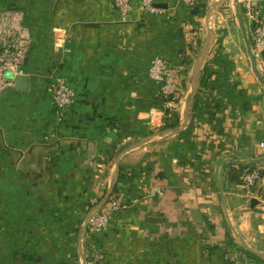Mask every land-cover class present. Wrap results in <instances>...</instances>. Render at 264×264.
<instances>
[{
    "label": "crops",
    "instance_id": "obj_1",
    "mask_svg": "<svg viewBox=\"0 0 264 264\" xmlns=\"http://www.w3.org/2000/svg\"><path fill=\"white\" fill-rule=\"evenodd\" d=\"M153 2L165 8L153 14L132 0L123 17L114 0H0L27 9L35 38L28 88L0 94V264H85L91 245L98 264H223L230 232L262 251L264 160L253 165L262 172L251 196L229 178L239 162L264 159V83L248 48L250 22L241 12L242 22L232 19L238 0H229V15L213 9L219 0L201 15L192 7L202 0ZM157 56L182 70L168 107L157 106L148 79ZM53 75L76 91L64 122ZM119 182L122 206L88 238V218Z\"/></svg>",
    "mask_w": 264,
    "mask_h": 264
},
{
    "label": "built area",
    "instance_id": "obj_2",
    "mask_svg": "<svg viewBox=\"0 0 264 264\" xmlns=\"http://www.w3.org/2000/svg\"><path fill=\"white\" fill-rule=\"evenodd\" d=\"M243 10L251 24L253 48L264 53V12L257 5V0H241ZM141 9L156 13L158 9L153 0H141ZM114 8L123 17L132 9V0H114ZM124 19V18H123ZM32 24L28 23L26 11L23 9H7L0 11V94L15 88L19 76H29L28 58L35 46ZM181 68L173 66L168 60L157 56L150 64L148 75L158 85L164 105L176 102L178 90L182 83ZM49 90L56 116L64 118L76 98L75 89L58 75L51 76ZM264 148V143L261 144ZM260 166H249L243 169L240 186L246 194H252L261 178ZM117 196L112 195L107 202L87 220V236L93 240L108 227L114 212L120 209ZM101 259L99 251L91 245L88 249L85 264H98Z\"/></svg>",
    "mask_w": 264,
    "mask_h": 264
},
{
    "label": "rangeland",
    "instance_id": "obj_3",
    "mask_svg": "<svg viewBox=\"0 0 264 264\" xmlns=\"http://www.w3.org/2000/svg\"><path fill=\"white\" fill-rule=\"evenodd\" d=\"M202 1H203V3L205 5L204 4L201 5V2H198L197 4L199 6L196 7V5H194L192 7V12H194V11L197 10V12H198L199 15H201L202 13H205L206 12V8H207L206 7V2L207 1L209 2L210 0H202ZM228 2H229V0H219V4L216 6V8H213V9L216 10V11L221 12L222 14H225V12H227L226 14H228V15L231 14V12L234 13V15H235L236 18H232V19L235 20L236 24H239L240 21L242 22V18H238V15H240V12H241V15H243L245 18H247L246 15H245V12L243 10L241 0H238V2L236 4H234L235 7H233V9L229 5H227ZM230 10H231V12H230ZM193 14L198 15L197 13H193ZM247 20H248V18H247ZM222 26H227V23L226 22H223L222 23ZM249 26L251 27V24L250 23H249ZM207 27L208 26H205V28L203 30L205 31V29H207ZM250 27L248 29L249 36L247 38V40H248V48H249L250 54L256 56V59L258 60V62H257L258 63V71L260 72V74H262L261 73V69H262L263 66L261 67V65L263 63L260 61L262 59V57H261L260 53H258L257 51H255L254 48H253V43H252V30H251ZM209 28H210V31H213V28H211V27H209ZM215 30H217V28ZM235 30H238V29L235 28ZM195 40H196V37H195ZM218 43H219V41H218ZM148 79L155 85L156 92H157L156 94H157L158 97L161 98V93L159 91L158 85H156L150 79L149 75H148ZM59 121H63L64 122V118L63 119L60 118ZM120 176H121V178H124L126 175L123 172H121ZM238 184L240 186V183H238ZM121 187H122V185L119 182L118 183V186L116 188V192L114 193V195L117 196L120 199H122V197H123V194H122L123 189ZM240 188L246 194V192L243 190V188L241 186H240ZM246 195H248V194H246ZM249 195L251 196V194H249ZM249 203H251V199L249 200ZM257 217H258L257 219H258V222L260 224V227L261 226L263 227L264 226V214L260 211L258 213V216ZM260 233H261L262 236H264V231H261ZM223 239H224V241H223L224 244H223V246L219 250V253L222 256L223 264H262V263L256 261L255 259H253V257L251 255H249L247 252H250L253 255L257 256V257H258V254L264 255V244H263L262 251H257L254 248L252 249L250 247L247 248L246 246L240 245L239 244L240 242H238V241L236 242L235 240H233L231 238V232H230V235L228 233ZM263 240H264V237H263ZM216 251H218V249Z\"/></svg>",
    "mask_w": 264,
    "mask_h": 264
},
{
    "label": "trees",
    "instance_id": "obj_4",
    "mask_svg": "<svg viewBox=\"0 0 264 264\" xmlns=\"http://www.w3.org/2000/svg\"><path fill=\"white\" fill-rule=\"evenodd\" d=\"M7 9H23V10L26 11L27 18H28V11H27L26 8H24V7H22V6H19V5H16V4H14V5H12V4H6V3H5V4H2V5L0 6V11H2V10H7ZM193 13H197V14H198L197 10L194 11ZM195 42H196V44L198 43V39H197V38H196ZM32 50H33V49H32ZM32 50H31V52H32ZM31 52H30V54H31ZM29 57H30V55H29ZM28 61H29V58H28ZM27 69H28V63H27ZM206 80H207V78L204 76V78L202 79V83H201L202 88H203V87H206V88H207V82H206ZM199 101H200V97L195 101V104H194V111H195V112L198 111L199 108L201 107ZM156 104H157V106H159V107H160V106H163V104H164L163 98H162V97L160 98V97L157 96ZM165 114H166V118H165V120L167 121L165 127H166V128L173 127V126L175 125V122H176V121H174L175 119H172V121H171V118H173V116H172L171 118H168V117H167L169 114L171 115V110L168 109V108H166V109H165ZM249 166H253V165H247V166H242V165H240L239 168H237V169L232 168V169L230 170V172H229V178H230V181H232V182L235 183V184L240 183V176H241V173H242L243 169H245V168H247V167H249ZM120 178H121V176H120ZM115 192H116V189H115ZM247 253H248L249 255H251V256L253 257V259H255L256 261H258V262L264 264V260H262L260 257H257V256L253 255V254L250 253V252H247Z\"/></svg>",
    "mask_w": 264,
    "mask_h": 264
},
{
    "label": "water",
    "instance_id": "obj_5",
    "mask_svg": "<svg viewBox=\"0 0 264 264\" xmlns=\"http://www.w3.org/2000/svg\"><path fill=\"white\" fill-rule=\"evenodd\" d=\"M155 7L156 8H165V6L161 5V4H157V5H155ZM252 65H253V69H254V72H255L256 76L264 83V78L261 76L260 72L256 68V63H255L254 57H252ZM29 80H30L29 76H19L17 78V80H16L17 88L20 89V90H26L28 88ZM263 160L264 159L249 160V161L239 162V163L241 165H255V164H258V163L262 162ZM223 162H224L223 159L219 160V162L217 163V171H216V174H215L216 182H217V185L219 186V189H220V184H219V181H218V172H219V169H220L221 165L223 164ZM258 257H260L261 259L264 260V255L258 254Z\"/></svg>",
    "mask_w": 264,
    "mask_h": 264
}]
</instances>
